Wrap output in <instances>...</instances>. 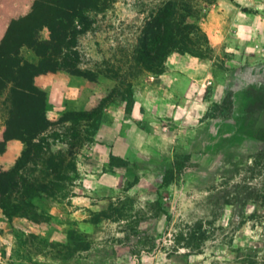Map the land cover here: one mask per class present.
<instances>
[{"label": "rangeland", "instance_id": "374dc122", "mask_svg": "<svg viewBox=\"0 0 264 264\" xmlns=\"http://www.w3.org/2000/svg\"><path fill=\"white\" fill-rule=\"evenodd\" d=\"M87 14L84 73L40 79L53 124L0 205V264H264V0H103ZM163 32L206 53L166 39L158 72ZM98 104L91 121H60Z\"/></svg>", "mask_w": 264, "mask_h": 264}, {"label": "trees", "instance_id": "16d2710c", "mask_svg": "<svg viewBox=\"0 0 264 264\" xmlns=\"http://www.w3.org/2000/svg\"><path fill=\"white\" fill-rule=\"evenodd\" d=\"M102 2L103 0H34L27 14L11 20L4 38L0 41V96L7 93L4 100L7 116L4 140L0 142V153L5 150L6 142L14 138L26 143V149H28V151H23L14 167L9 170H0V205L2 208L8 205L5 196L20 183L15 174L24 166L25 157L30 153V147L40 145L33 142L34 139L53 124L46 116L47 93L35 83V78L41 74L60 70L74 75L84 73L78 67L80 54L76 49L77 35L84 33L89 26L87 13L92 10L99 11ZM159 15V21H157L159 24L167 20L165 10ZM44 27L50 31V37L46 40L39 36ZM195 32V30L192 31V33ZM166 39L173 42L172 47L182 48L192 55L202 56L206 53L198 46L191 49L188 44L184 45L182 40H177V37L174 38L163 32L160 38L154 39L156 47L149 53V58L154 61L150 67H157L158 72L163 70L160 67L170 51H164L162 43ZM189 42L195 45L194 38H189ZM23 47L32 49L38 60L31 62L26 59L21 53ZM90 79L93 78L90 77ZM127 91L125 111L130 114L134 106V97L131 87ZM100 106L101 104H98L88 111L67 113L60 118V121H71L75 118L89 116L91 121V117L99 111ZM96 120L98 119H94ZM95 125L94 122L89 124L90 127ZM22 182L27 189L28 185L24 179ZM47 185L49 184L41 185L39 189L42 187L45 189Z\"/></svg>", "mask_w": 264, "mask_h": 264}, {"label": "crops", "instance_id": "0c3cea01", "mask_svg": "<svg viewBox=\"0 0 264 264\" xmlns=\"http://www.w3.org/2000/svg\"><path fill=\"white\" fill-rule=\"evenodd\" d=\"M34 0H0V41L4 38L9 24L12 19L18 18L22 15H25L29 12L30 7ZM39 36L41 39H49L50 31L47 27H44ZM22 55L31 62H36L38 60L35 52L28 48L23 47L21 50ZM63 71H57L54 73L41 74L35 78V83L43 88L47 93V103L49 98L52 96V85L49 82H45V78L40 80L47 75H54V77H58L60 73ZM73 76V75H72ZM73 81H80V78L77 76H73ZM43 81V83H40ZM7 93L1 95L4 100L6 98ZM5 114L0 110V142L4 140V131H5ZM25 149V143L20 139H10L6 142V148L3 152L0 153V169L9 170L16 164L19 157L22 155Z\"/></svg>", "mask_w": 264, "mask_h": 264}]
</instances>
